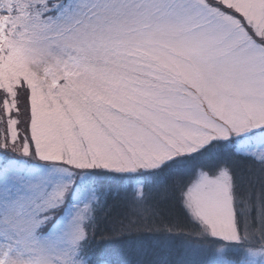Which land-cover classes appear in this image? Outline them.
I'll return each instance as SVG.
<instances>
[{"label":"snow or ice","instance_id":"1","mask_svg":"<svg viewBox=\"0 0 264 264\" xmlns=\"http://www.w3.org/2000/svg\"><path fill=\"white\" fill-rule=\"evenodd\" d=\"M0 264H264V0H0Z\"/></svg>","mask_w":264,"mask_h":264},{"label":"trees","instance_id":"2","mask_svg":"<svg viewBox=\"0 0 264 264\" xmlns=\"http://www.w3.org/2000/svg\"><path fill=\"white\" fill-rule=\"evenodd\" d=\"M174 215H178V213H174Z\"/></svg>","mask_w":264,"mask_h":264}]
</instances>
